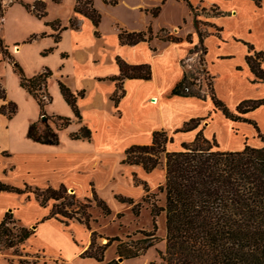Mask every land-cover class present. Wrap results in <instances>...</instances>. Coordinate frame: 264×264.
<instances>
[{
    "label": "crops",
    "instance_id": "0c3cea01",
    "mask_svg": "<svg viewBox=\"0 0 264 264\" xmlns=\"http://www.w3.org/2000/svg\"><path fill=\"white\" fill-rule=\"evenodd\" d=\"M23 1L33 2L35 0ZM45 1L46 10L48 9L47 14L38 18L28 11L19 0H14L9 6V9H15L16 13L13 16L12 35L10 40L3 39L9 45V49L15 58L20 60L22 63L20 64L28 76L42 71L44 67H49L52 70L53 74L48 80V91L52 95L51 102L58 100L61 109L59 111L50 110L49 105L52 104L50 102L45 106V111L47 114L70 116L76 125L70 126L66 135L61 134L60 131V142L56 145L42 144L30 139L27 136V129L30 122L39 118V106L32 95L20 86L19 78L13 69L18 84L15 94L9 90L2 78V72H0V84L5 89L6 100L18 103L22 99L34 104L33 111L24 119L26 126L23 133H13L11 128L6 127L9 138L15 140L16 151L11 153L9 150L0 147V153L6 151L8 154L5 156L14 160L18 157L21 161L20 169L15 162H11L3 169L21 177L20 182H18L19 185L27 182L37 187L65 185L69 191L83 192L84 194L92 193L93 187L99 196H102V189L108 186L112 195L114 193L113 183L124 175L123 168H127L130 175L132 172H136L139 177L148 178L154 170L160 167L164 177L162 181L155 183L157 186L165 180V166L159 164L152 171L146 172L140 164L121 163V160L124 157V150L128 146L149 144L153 131L159 129L165 130L173 137V141L166 144L168 151L179 150L181 143L193 141L200 128L203 129L205 138L211 140L215 137L219 148L222 150H241L246 141L255 147L263 144L257 135V131L250 123L228 119L220 110L213 112L210 120H202V123L193 130L175 132L189 119L206 117L214 108L208 94L205 98L171 94L172 88L182 79L184 71L192 70L188 61H194V57L200 53V50L189 53L190 48L200 44V40L185 1L165 0L161 12L168 2L186 6L187 12L182 15L180 20H175L173 17L172 20L157 27L154 26V21L161 12L157 16H153L147 9L156 6L161 0H120L118 4L114 5L122 6L126 12V17H129V19L123 20L115 18L124 24V27L129 31L145 30L151 26L153 32L156 33L165 26L172 33L183 38L188 34L191 35V42L186 39L174 42L153 38L150 41H140L134 45L119 42L118 28L113 29V39L109 44H106L105 34L101 27L102 23L100 22L98 26L100 36H96L94 34L95 27L91 21L82 14L74 13L75 0H72L70 4L71 15L66 20L60 19V21L66 25L69 17L75 15L78 27L63 30L60 40L55 42L51 35L54 31L49 25H46V22L52 21L48 14L52 9L51 6L57 5V3L53 0ZM211 4L223 13L211 15L208 20L221 29L219 34L209 30L203 39V45L206 47V64L202 65V69L205 68L213 76V86L218 97L230 109L234 110L236 105L244 99L264 98V82L252 81L254 75L245 59L248 54V44H251L258 51H264V0H262L261 7H258L253 0H211ZM94 5L99 11L112 6L102 0H95ZM3 24L4 18L2 27ZM185 25L188 27L185 28ZM87 28L89 29L88 34L85 32ZM41 32H46L47 35L37 37L29 43H21L32 33ZM98 42H103L101 49L110 47L111 57L105 63L101 62L99 58V50L101 49L96 46ZM36 43H38L39 59L33 63L26 58L24 60L22 58L24 52ZM52 46H54L52 52L46 55L41 54L43 50ZM116 56H120L131 64L148 63L152 69L150 79H124L125 94L117 107L114 106L111 99L116 88L115 81L102 79L119 74ZM4 62V59L0 61V63ZM98 64H103L105 69L97 72L92 71V67ZM261 65L264 69V60ZM59 79L74 91L85 89L84 96L78 99L82 114L81 122L76 120L70 106L62 97L58 86ZM4 101L0 98V105ZM20 105V103L17 104V112ZM107 110L111 112L110 117L107 116ZM17 112L12 118H8L2 113L0 116L7 123H10L15 119ZM245 116L254 119L261 132L264 133V105L251 110ZM81 125H86L91 129L92 137L90 140L70 138L69 133L77 131ZM110 152H117L111 163L109 160ZM163 159L164 165L165 158L163 157ZM150 188L153 189V186L150 185ZM0 196L2 198L0 201V221L10 205H15L11 209L15 210L23 225L27 224L25 226H31L48 213V209L41 206L33 197L22 199L19 194L6 191H1ZM13 197H16L17 201L12 204L8 199L12 200ZM27 208L37 212L36 215L28 218V223L20 218L22 216L21 211H24V216L27 214L25 210ZM47 226L55 228L59 233L66 232V228L69 227L55 218H49L37 225L35 233H39L40 229ZM35 233L28 241L31 242L36 239ZM47 243L48 240L43 239L41 243H36L37 248L44 250ZM82 248L84 247H80L77 254ZM82 259L95 260L93 258ZM3 261L9 264L8 261ZM101 263L97 261L96 264Z\"/></svg>",
    "mask_w": 264,
    "mask_h": 264
},
{
    "label": "trees",
    "instance_id": "16d2710c",
    "mask_svg": "<svg viewBox=\"0 0 264 264\" xmlns=\"http://www.w3.org/2000/svg\"><path fill=\"white\" fill-rule=\"evenodd\" d=\"M58 1V0H55ZM106 4L116 5L120 0H102ZM186 2L190 12L194 14V22L199 25L197 16L200 12L209 14L205 8L199 9L192 0ZM258 6H262V0H253ZM19 2L38 18L46 16V1L35 0L33 2ZM10 5V4H9ZM8 5V6H9ZM0 0V54L7 59L12 66L14 73L19 78V84L36 100L40 116L37 120L30 122L27 129V136L42 144L56 145L60 142V131L67 129L73 118L61 114H47L45 106L52 101V95L48 91V80L53 72L49 67L32 76H28L23 66L15 58L4 42L1 34V27L5 11L8 7ZM74 13H79L88 18L93 26L94 34L100 36L98 26L102 15L94 5V0H75ZM153 16H157L160 6L148 10ZM212 15L221 14L214 5L210 8ZM219 34L220 27L209 23ZM54 33V41L58 42L61 32L67 28H77V18L72 15L68 24L63 25L60 19L47 21ZM118 39L121 44L134 45L140 41H150L153 38L180 42V36L173 35L166 28L156 33L151 26L145 30L129 31L125 27L118 26ZM199 35L200 44L190 48L189 53L200 50L199 63L206 64V47L203 39L208 31L196 29ZM46 32L32 33L21 43L32 42L37 37L46 36ZM191 42V35L186 37ZM20 44V43H17ZM54 46L41 52L46 55L52 52ZM254 77L253 82H264V51L256 50L248 44V54L245 57ZM116 63L119 74L104 77L115 81L116 88L111 95L114 106L117 107L120 99L124 96V79H150L152 69L148 63L131 64L120 56H116ZM183 63V62H182ZM196 73H201L199 67L195 70H185L182 79L172 88L171 94L180 96H196L205 98L208 94L214 108L206 117H194L186 121L182 127L175 130L189 131L198 127L202 120L212 118V113L220 110L222 114L233 121H245L250 123L257 131L258 137L264 142V133L261 132L258 123L247 116L246 113L264 105V98L244 99L240 101L234 110L221 100L213 86V76L204 68L207 79V90L202 84H197ZM60 93L66 103L70 106L77 121H82L78 99L85 94V89L72 90L62 80H58ZM0 98L5 100V89H0ZM18 106L14 101H7L0 105V113L12 118L17 112ZM45 115L46 120H42ZM52 121L51 124L49 121ZM42 124V127L40 126ZM71 139L86 138L90 140L92 131L86 125H81L77 131L69 133ZM173 137L165 130L159 129L152 133L149 144H132L124 150V157L121 163L140 164L146 172L152 171L161 163V156L165 157V180L158 186L159 191L165 193L164 205L151 202L152 228L141 230L143 237L137 240H122L119 236L107 237V242L99 244L96 240L100 236L96 231H91L89 245L79 253L81 258H93L98 262L104 261L106 249L112 242L118 241L116 253L122 258H133L144 253L157 241L156 218L163 212L165 216V250L159 251L160 257L165 264H264V145L251 146L247 141L241 150H222L219 148L215 137L212 140L203 135L200 128L193 141L181 143V149L168 151L166 144L172 142ZM134 185H142L146 194L144 201H149V185L140 179L135 172L132 173ZM6 191L14 194H25L29 199L30 195L43 207L48 208V213L36 222L34 228L21 224L14 218L13 212L6 211L0 221V254L3 250L25 244L34 235L38 223L49 218H55L66 226L69 220L75 219L90 230L92 215L89 211L91 199L85 198L88 203L80 202L75 193L68 192L65 185L59 187H37L28 183L23 186H15L0 182V192ZM114 197L121 202L132 204L131 210L138 215L140 202L135 203L133 198L114 194ZM92 199L104 214H110L111 208L92 187ZM122 216V213H117ZM129 237V236H128ZM43 255L44 250H42ZM35 256L26 252L25 254ZM11 262L12 259H7ZM37 260V259H36ZM23 261V260H22ZM20 261V262H22ZM37 262V261H36ZM47 261L44 260L43 263ZM35 263V261H34ZM62 264H66L64 261ZM103 264H120L119 260L112 259Z\"/></svg>",
    "mask_w": 264,
    "mask_h": 264
},
{
    "label": "rangeland",
    "instance_id": "374dc122",
    "mask_svg": "<svg viewBox=\"0 0 264 264\" xmlns=\"http://www.w3.org/2000/svg\"><path fill=\"white\" fill-rule=\"evenodd\" d=\"M2 1L4 5L8 6L14 0H2ZM53 1L56 2L57 5L55 4L51 6L52 9L48 14L49 19L53 20V19L59 18L61 20L62 19L66 20V18L69 15H71V12H72V9L70 7L72 0H58V1L53 0ZM164 2L165 0H161V2L156 5V6H160L159 13L161 12L162 4ZM192 2L199 9L204 7L206 9L205 11L209 12V14L207 15L204 14L203 12L199 13L197 18L200 21H202L199 23V25L195 24L194 14L190 12L192 19H193V24L196 27V29L199 28L202 31H208V32L209 30H211L213 31V33H215V28L209 24L211 22H209L208 20V18L212 15L210 14L211 13L210 8L213 6L211 4V0H192ZM9 6L7 7L5 11L4 24H3V27H1L2 28L1 34H3L2 37L6 39V41L10 40L11 38L12 29L14 27L13 26V19H14L13 16L16 14L15 9H9ZM152 8L147 9V11ZM186 9H187L186 6H183L182 4H174V3L168 2L166 4V7L161 12L160 16L154 21V26L157 27L160 24H165L166 22L172 20L173 17L175 18V20L176 19L180 20L182 15L187 12ZM99 12L102 15L101 27L105 34V43L109 44L111 40L113 39L112 38L113 29L118 28V26H121V27L125 26L120 21H117L115 18H120L123 20V19H129V17H126V12L122 9V6L112 5L110 7L104 8V10L99 11ZM186 26L188 27V25H185V28ZM162 28H166L167 30L170 31L168 27L163 26L160 29ZM85 32L86 34H88L89 29L87 28ZM172 34L175 36H178L175 33H172ZM188 35H186V37ZM186 37L185 38L182 37V38L186 39ZM101 44H103V42H98L96 46L99 49H101V46H102ZM37 49H38V43L32 44L29 50L24 52V55H23L24 57L22 56V58L24 60L26 58L28 61H32L31 63H33V61H37L39 59ZM110 57H111L110 47L99 50V58L101 62L103 61L105 63L106 61L110 59ZM194 59H195L194 61H188V63H190L192 66L191 69L195 70L197 67H199V69L201 70V73H196L197 78L195 79V82L197 84L201 83L203 89L207 90V85H206L207 79L205 77V74L203 73L204 70L202 69V64L199 63V55L195 56ZM1 60H3V58H2V55L0 54V61ZM4 61H5L4 63H0V72H2V76H3L2 78L4 82L6 83V85L8 86L9 90L15 94L17 93L16 89L18 85L17 77L12 71L11 63L7 59H4ZM18 61L20 62V60ZM103 69H105V66L103 64H98L92 67V71L94 72H97ZM2 88L3 86L2 84H0V89ZM7 101L8 100L5 99L4 103H6ZM18 103L21 104L19 106L20 109L17 112L15 119L12 120L10 123H7L6 120L0 116V147H3L9 150L11 153L16 151L17 147H15L16 146L15 140H13V138H9L6 127L11 128V131L13 133H18V134L23 133L25 131V126H26V122L24 119L34 109V104L33 103L30 104L29 101H23L22 99H20ZM51 103L52 104L49 105L50 110L54 109V110L59 111L61 109V105L58 100H54ZM106 112H107V116L110 117L111 112L109 110H107ZM203 121H208V119H204ZM49 122L53 124L51 120ZM74 125H76V122H72L70 126H74ZM40 126L42 127V124H40ZM70 126L67 129L61 131V134L66 135ZM114 127H116V125H114ZM262 145H264V142ZM116 153L117 152L109 153L110 163L111 161H113ZM5 154H8V152L2 151L0 153V182L15 185V186H23L24 183L22 185H19L18 183L20 182L21 177H19L18 175H14L13 173H10L6 170H3L11 162L17 163V165L19 166L18 168L20 169L21 161L19 160L18 157L14 160L11 157L5 156ZM163 157L164 155L161 156V163H160L162 166H164L163 165L164 162L162 161L164 160ZM123 171H124V175L116 179V181H114L113 183L114 193H112V195L110 193V189L108 186H105L102 189L101 197L106 200V202L111 208V213L107 215L104 214L103 211L96 205V202L92 199V193L84 194L83 192H72V191H69L68 189V192L75 193L76 198L80 202L88 203V201L85 198L91 199V202L88 203L90 204L89 211L92 215V220L90 222V230L87 229L83 224L79 223L75 219L69 220V224L67 225L69 227H67L66 228L67 231L63 233L62 232L59 233L56 231L55 228L53 227L51 228L47 226L43 229H40L39 233H35L37 237L33 241L31 242L26 241L25 244L19 246L15 250L13 248L3 250L2 253L0 254V264H7L3 260L8 261L7 260L8 258L12 259L11 262H8L9 264H62L63 261L66 264H96L97 263L96 260L92 261L88 259H82V258H79L78 256L79 254H77L80 247H84L80 250L81 252L89 245L90 240H91V231H96L97 234L100 235L96 240L99 244L106 243L107 237H112V236H119L122 240H131V239L137 240V239L142 238L143 234L140 231L150 230L152 228V218H151V213H150L151 202L155 201L158 205H164L165 203V193L163 191L161 192L158 190V186L160 184H163L164 181L161 182L159 185L155 186L156 182L162 181L164 177L163 170L162 168L158 167L156 170H154L151 173L150 176H148V178L139 177L137 175L140 179L146 181L148 185L150 184L153 186V189H151L149 185V188H150L149 193L151 194V197L149 198L148 202L143 200V196L146 194V192L142 188V185L141 184L134 185L133 175H132L133 172L130 175L127 168L126 169L123 168ZM24 182H27V181H24ZM114 194H122L128 197H131L133 198V201L135 203L140 202L141 205H140L139 214L136 215L132 212L131 210L132 204L119 201L118 199L114 197ZM20 196L22 197V199L26 198L25 194H22ZM31 197L33 196L30 195V198ZM1 200L2 198L0 196V201ZM8 201L13 204L17 201V198L13 197L12 200L8 199ZM13 206L15 207V205H10L7 211L13 212L14 218L17 219L21 223L20 219L16 215L15 210L11 209V207ZM25 210L27 214L24 216L23 214L24 211H21L22 216H20V218H22L21 219L22 221L28 223V218L31 217L32 215H36L37 212L30 211V209L28 208ZM119 212L122 213V216L120 217L117 216V213ZM156 222H157L156 236L158 237V241L153 246L149 247L144 253H142L141 255L137 257H133V258H123V260L120 261L118 259L119 256L116 253V246H117L118 241H114L106 249L105 254H104V261L101 264L108 262L112 259L119 260L120 264H165L162 258L160 257V252H159V251L165 250L166 230H165V216L163 212L156 218ZM35 224L36 223H33L31 226H28V227L34 228ZM24 225H27V224H24ZM43 239L48 240L47 247L44 249L45 257L42 256L43 252L40 248L39 249L37 248L38 245L36 244V243H41ZM57 246H60V247H57ZM59 249L60 251L58 252ZM26 252H28L29 254L38 255V256L37 258L31 255L26 256L25 255ZM44 260H46L47 262L43 263Z\"/></svg>",
    "mask_w": 264,
    "mask_h": 264
},
{
    "label": "water",
    "instance_id": "95a60500",
    "mask_svg": "<svg viewBox=\"0 0 264 264\" xmlns=\"http://www.w3.org/2000/svg\"><path fill=\"white\" fill-rule=\"evenodd\" d=\"M42 120H43V121H45V120H46V117H45V115H43V116H42ZM118 259H119L120 261H122V260H123V258H122V257H119Z\"/></svg>",
    "mask_w": 264,
    "mask_h": 264
},
{
    "label": "bare ground",
    "instance_id": "6f19581e",
    "mask_svg": "<svg viewBox=\"0 0 264 264\" xmlns=\"http://www.w3.org/2000/svg\"><path fill=\"white\" fill-rule=\"evenodd\" d=\"M154 101V100H153Z\"/></svg>",
    "mask_w": 264,
    "mask_h": 264
}]
</instances>
